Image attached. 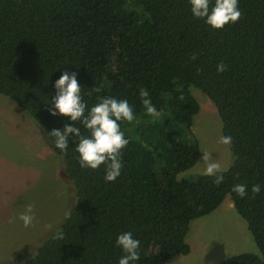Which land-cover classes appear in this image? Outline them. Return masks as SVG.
I'll use <instances>...</instances> for the list:
<instances>
[{"label": "trees", "instance_id": "trees-1", "mask_svg": "<svg viewBox=\"0 0 264 264\" xmlns=\"http://www.w3.org/2000/svg\"><path fill=\"white\" fill-rule=\"evenodd\" d=\"M238 6V22L214 31L192 19L187 0H0V96L37 122L58 158L47 132L67 118L50 116L48 102L64 71L77 74L89 107L108 95L128 99L135 113L121 122L129 144L115 182H104L102 167L81 169L69 141L60 160L74 200L55 230L64 239L52 234L20 264H117L115 240L127 231L140 241L137 264H167L191 254L192 222L227 198L260 254L219 264H264V191H250L264 187V0ZM93 87L100 92L89 96ZM192 87L217 109L223 136L232 137V164L219 185L204 174L180 177L201 154ZM141 88L160 113L154 120L145 115ZM234 184H246L248 195L238 197Z\"/></svg>", "mask_w": 264, "mask_h": 264}, {"label": "rangeland", "instance_id": "rangeland-1", "mask_svg": "<svg viewBox=\"0 0 264 264\" xmlns=\"http://www.w3.org/2000/svg\"><path fill=\"white\" fill-rule=\"evenodd\" d=\"M191 92L201 108L193 120L201 154L181 178L203 174V156L219 163L221 172L232 164L229 148L219 142L223 134L217 109L202 91L192 87ZM64 169L37 122L0 96V264L31 259L62 222L74 200ZM28 204L33 205L35 219L25 228L15 217ZM187 243L191 254L167 264H219L243 253L260 254L247 223L228 198L213 214L192 222Z\"/></svg>", "mask_w": 264, "mask_h": 264}, {"label": "clouds", "instance_id": "clouds-1", "mask_svg": "<svg viewBox=\"0 0 264 264\" xmlns=\"http://www.w3.org/2000/svg\"><path fill=\"white\" fill-rule=\"evenodd\" d=\"M187 2L192 19L203 21L214 31L223 30L226 26L237 23L241 17L239 0H187ZM192 59L195 60L196 57L192 56ZM216 71L225 72L226 65L223 62L218 63ZM53 88L55 94L48 102L49 115L67 118L62 129L47 132L49 137L53 138L51 140L53 148L58 150V155L62 159L69 150V141L72 140L74 143L72 150L76 153L81 169L95 171L102 167L104 182H115L121 176L124 166L121 152L129 144V139L121 130V122L131 123L135 119L134 109L129 100L108 95L97 96V102L89 107L83 98L82 87L75 72L64 71L55 81ZM93 92L99 93L100 88H91L88 95L91 96ZM139 97L145 115L153 120L158 118L160 113L148 98V90L139 89ZM219 142L230 148L232 137L221 136ZM203 161H207L203 174L213 178L217 185L223 183L224 176L220 164L204 156ZM231 191L243 199L249 190L246 184H234ZM250 191L253 195H259L264 191V187L259 183L253 184ZM15 219H18L23 227H30L35 219L33 205L24 206V210ZM52 239L63 240V230L58 229L54 232ZM115 246L122 253L117 264H137L140 260V241L131 231L118 234Z\"/></svg>", "mask_w": 264, "mask_h": 264}, {"label": "crops", "instance_id": "crops-1", "mask_svg": "<svg viewBox=\"0 0 264 264\" xmlns=\"http://www.w3.org/2000/svg\"><path fill=\"white\" fill-rule=\"evenodd\" d=\"M14 254V251L12 252V255ZM8 260H11V258H9Z\"/></svg>", "mask_w": 264, "mask_h": 264}]
</instances>
